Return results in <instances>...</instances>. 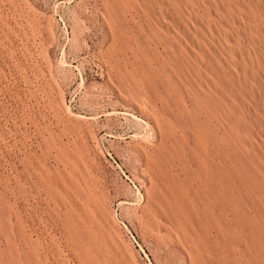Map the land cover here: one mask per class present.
I'll list each match as a JSON object with an SVG mask.
<instances>
[{"label":"rangeland","instance_id":"1","mask_svg":"<svg viewBox=\"0 0 264 264\" xmlns=\"http://www.w3.org/2000/svg\"><path fill=\"white\" fill-rule=\"evenodd\" d=\"M0 264H264V0H0Z\"/></svg>","mask_w":264,"mask_h":264},{"label":"bare ground","instance_id":"2","mask_svg":"<svg viewBox=\"0 0 264 264\" xmlns=\"http://www.w3.org/2000/svg\"><path fill=\"white\" fill-rule=\"evenodd\" d=\"M139 1V0H138ZM145 2V1H144ZM155 2V1H154ZM172 2V1H171ZM136 3V2H135ZM152 3V2H151ZM137 4V3H136ZM171 4H173V3H171ZM152 5V4H151ZM137 6H138V4H137ZM171 6V5H170ZM150 7V6H149ZM149 7L147 8V9H149ZM176 8H177V6H176ZM172 10V9H171ZM170 15V14H169ZM168 16V15H167ZM173 18V17H172ZM169 21V20H168ZM162 25H163V23H162ZM167 25V24H166ZM168 26V25H167ZM180 26V25H179ZM168 29V28H167ZM169 32V31H168ZM178 34V33H177ZM172 35V34H171Z\"/></svg>","mask_w":264,"mask_h":264}]
</instances>
